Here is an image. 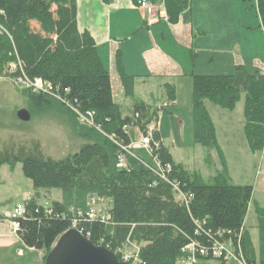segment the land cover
Returning a JSON list of instances; mask_svg holds the SVG:
<instances>
[{
	"label": "trees",
	"instance_id": "trees-1",
	"mask_svg": "<svg viewBox=\"0 0 264 264\" xmlns=\"http://www.w3.org/2000/svg\"><path fill=\"white\" fill-rule=\"evenodd\" d=\"M77 0H0V78H21L47 85L46 91L20 89L28 112H56L86 144L62 159L46 156L38 140L13 145L0 166L21 163L33 186L24 202L15 235L24 247L40 251L42 264L57 238L71 228L94 245L106 247L121 260L134 247L138 264H181L182 248L191 243L207 250L214 241L230 242L245 264H264V208L254 202L258 246L244 226L252 187L229 182L226 162L215 127L205 106L211 102L232 110L244 93L243 134L253 153L264 149V74L242 65L231 73L191 74L192 141L214 148L221 168L206 184L197 171L175 162L156 126L159 112L133 99L132 116H123L112 96L110 77L100 61L94 40L77 27ZM136 3L137 0H134ZM167 21L177 23L190 0H162ZM264 31V0H255ZM126 96L133 97L132 77L118 68ZM167 101L175 89L164 85ZM90 125L79 116L88 117ZM128 127L156 143L153 170L115 166L131 138ZM159 174H162L161 177ZM59 190L61 200L39 203L40 191ZM92 198L108 199L107 216L88 219ZM200 259H216L197 255ZM221 264L225 260L217 259ZM197 264V262L195 263Z\"/></svg>",
	"mask_w": 264,
	"mask_h": 264
},
{
	"label": "crops",
	"instance_id": "crops-1",
	"mask_svg": "<svg viewBox=\"0 0 264 264\" xmlns=\"http://www.w3.org/2000/svg\"><path fill=\"white\" fill-rule=\"evenodd\" d=\"M147 1L163 7L162 0ZM76 7L78 30L92 36L98 57L109 74L113 99L122 115L123 107L132 116L133 99L152 108L168 104L165 84L173 85L175 99L172 104L177 105V89L185 86L192 94V73H231L235 66L242 65L248 72L264 74V31L259 18L258 22L253 16L247 17L251 10L244 0H190L174 24L167 19L148 24L146 14L134 0H77ZM207 30L211 32L210 38L203 35ZM119 67L132 77L133 97L124 94ZM134 130L138 137L131 139L126 156L132 155L143 167H157V161L139 143L142 135L136 128ZM216 138L228 172L227 158L217 133ZM132 149L137 153L133 154ZM126 156L125 165L131 168ZM187 170L197 171L203 178L200 170ZM51 193L53 190L46 191L44 197L50 198ZM54 196V200H61L59 192ZM91 204V209L101 212L110 203L108 199L92 198ZM9 227V235L22 244ZM26 249L33 254L34 264H42L40 251Z\"/></svg>",
	"mask_w": 264,
	"mask_h": 264
},
{
	"label": "rangeland",
	"instance_id": "rangeland-1",
	"mask_svg": "<svg viewBox=\"0 0 264 264\" xmlns=\"http://www.w3.org/2000/svg\"><path fill=\"white\" fill-rule=\"evenodd\" d=\"M250 11L247 17L256 18L255 0H244ZM259 22V21H258ZM208 38L211 32L207 30L203 34ZM20 89L10 78H0V158L10 152L13 145L38 140L44 154L52 159H62L65 156L79 150L86 144L84 139L77 137L66 125L56 112H44L30 114L28 121H22L17 117V111L28 108V100L23 96ZM191 89L185 86L177 89V105H169L167 112H159L158 121L151 124L156 126L162 140L170 150L175 161L181 162L187 169L201 171L206 184L211 183V177L217 168H221L220 159L214 148L194 144L192 141V100ZM205 106L211 115L219 142L224 149L228 162L229 182L233 185L251 186L252 198L245 217L244 225L249 230L255 246L258 244L256 228V215L254 202L264 208V149L253 153L248 148L243 134V105L244 93L235 107L230 110L222 109L205 101ZM160 105V104H159ZM122 107V106H121ZM160 107V106H159ZM123 115L129 116L122 107ZM128 133L132 140H137L138 134L133 127H128ZM136 149L131 152L136 154ZM129 166L134 169L143 168L135 161L132 155H127ZM33 186L21 169V163L16 162L13 166L3 164L0 166V264H34L33 254L23 244L10 236V225L6 218L7 211L13 205L21 202L27 194L33 193ZM53 190L50 198L44 197V191H40L39 203L42 205L54 200ZM123 250V253L131 254L134 247ZM36 252V251H35ZM121 261V260H119ZM197 264H221L217 259H200ZM226 264H238L234 259H229Z\"/></svg>",
	"mask_w": 264,
	"mask_h": 264
},
{
	"label": "built area",
	"instance_id": "built-area-1",
	"mask_svg": "<svg viewBox=\"0 0 264 264\" xmlns=\"http://www.w3.org/2000/svg\"><path fill=\"white\" fill-rule=\"evenodd\" d=\"M136 5L139 9H141L146 14V22L148 24H152L159 19H167L166 12L162 6L156 7L152 4H150L147 0H137ZM15 84L21 85L24 89H30L33 92L36 91H46L47 85H42L40 82L30 84L27 80L18 78L16 81H14ZM88 117L85 116H79V120L81 122H84L88 125L91 124L89 117L90 113L87 114ZM150 137L149 136H141L140 138V145L144 147L149 154L153 152V149L156 147V143H153V145L150 143ZM123 153H121L118 158L115 166L117 168H124L125 165V156L128 154V148H122ZM147 168L153 170V168L148 167ZM161 177H163L162 174H159ZM29 199V196H24L23 200L19 203H16L13 208L7 213V219L9 220L11 231L15 233L17 231V228L19 227L18 219L23 215L24 213V202ZM86 216L88 219H94L99 218L101 221H105L107 219V216L102 213L98 212L94 209H90ZM71 228H75V222H72ZM70 228V229H71ZM77 230V229H76ZM79 233L82 234L81 231L77 230ZM85 236V235H84ZM86 237V236H85ZM182 251L185 253V257L179 261L181 264H195L197 262V255L200 256H211L212 258L216 259H223L225 261H228L229 259H234L238 264H245L243 259L241 258L240 254L237 255L234 251V248L232 247L230 242H219L214 241L211 245V248L207 250L204 247H199L195 243L187 244L182 248ZM121 262H126L129 264H138V258L136 255V249H134L133 253L121 254Z\"/></svg>",
	"mask_w": 264,
	"mask_h": 264
},
{
	"label": "water",
	"instance_id": "water-1",
	"mask_svg": "<svg viewBox=\"0 0 264 264\" xmlns=\"http://www.w3.org/2000/svg\"><path fill=\"white\" fill-rule=\"evenodd\" d=\"M22 121L30 119V113L22 108L17 111ZM44 264H129L118 260L117 256L106 247L94 245L76 229H69L61 234L53 248L45 256Z\"/></svg>",
	"mask_w": 264,
	"mask_h": 264
},
{
	"label": "bare ground",
	"instance_id": "bare-ground-1",
	"mask_svg": "<svg viewBox=\"0 0 264 264\" xmlns=\"http://www.w3.org/2000/svg\"><path fill=\"white\" fill-rule=\"evenodd\" d=\"M165 10V9H164ZM222 260V259H221Z\"/></svg>",
	"mask_w": 264,
	"mask_h": 264
}]
</instances>
